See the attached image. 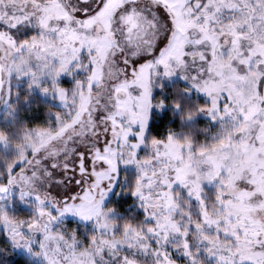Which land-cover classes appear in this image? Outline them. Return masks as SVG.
<instances>
[{
    "label": "snow or ice",
    "instance_id": "snow-or-ice-1",
    "mask_svg": "<svg viewBox=\"0 0 264 264\" xmlns=\"http://www.w3.org/2000/svg\"><path fill=\"white\" fill-rule=\"evenodd\" d=\"M37 92L54 103L30 126ZM0 107L5 246L264 264V0H0ZM168 108L179 124L153 135Z\"/></svg>",
    "mask_w": 264,
    "mask_h": 264
},
{
    "label": "trees",
    "instance_id": "trees-1",
    "mask_svg": "<svg viewBox=\"0 0 264 264\" xmlns=\"http://www.w3.org/2000/svg\"><path fill=\"white\" fill-rule=\"evenodd\" d=\"M178 82V81H174ZM180 83V82H178ZM182 86H184L182 83H180ZM155 92L157 94L160 93L159 89H156ZM201 99V98H199ZM202 101V99H201ZM37 103L43 104H49L47 101L43 100L41 96L36 93L35 97L32 99L31 104L32 107L30 108L28 105L21 104L20 109L18 111V115L21 119L24 121H27L30 126H35V124L44 122V112L43 108L40 107L39 109L35 108V105ZM2 109V108H1ZM3 112L0 116V126H3L5 124V109H2ZM172 109L168 108L163 112L157 113L158 119L155 120V127L153 128V135H164L169 128L176 127L179 124V115L172 116ZM9 121L11 118H8ZM198 121L201 125L207 122V119H205L202 115L198 117ZM132 200L128 199V204H132ZM126 207V206H125ZM134 211H139L135 209V205H133ZM17 213L19 212H27L23 209H18L15 211ZM127 214V213H126ZM4 237L2 234H0V248H4L5 250L0 251V264H35L26 257L16 254L12 252L9 246H5L2 242L4 241Z\"/></svg>",
    "mask_w": 264,
    "mask_h": 264
},
{
    "label": "rangeland",
    "instance_id": "rangeland-1",
    "mask_svg": "<svg viewBox=\"0 0 264 264\" xmlns=\"http://www.w3.org/2000/svg\"><path fill=\"white\" fill-rule=\"evenodd\" d=\"M176 81H178V82H180V83H182L184 86H186V84H184V82L183 81H179L178 79L176 80ZM40 96H41V98L43 99V100H45V101H47L49 104H52V103H54L53 101H51L49 98H47V97H44V96H42L39 92H37ZM198 98H201V99H203L202 98V94H201V96L200 97H198ZM3 107H0V116H1V114H2V112H3ZM157 113H160V111H157ZM203 116V115H202ZM205 119H208L207 117H205V116H203ZM0 120H1V118H0ZM125 171H132V170H130V169H125ZM134 199V198H133ZM18 209H23V210H25V211H27V213H30L31 212V209L27 206V205H25V204H22V203H18V202H16L12 207H10V211H13V212H15V211H17ZM138 210V209H137ZM73 223H76V220H73ZM4 237V236H3ZM4 239L6 240V237H4ZM10 247V246H9ZM10 249L12 250V252H14V253H16V254H19V255H22V256H24V257H26L27 259H29L30 261H32L33 263H35V264H45V262L43 261V258H38V257H33V256H31L25 249H23V248H12V247H10Z\"/></svg>",
    "mask_w": 264,
    "mask_h": 264
}]
</instances>
